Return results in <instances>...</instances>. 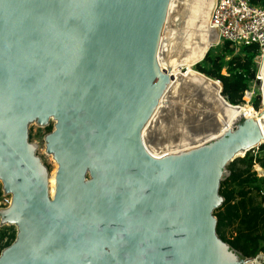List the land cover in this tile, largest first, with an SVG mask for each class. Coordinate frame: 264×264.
<instances>
[{
    "label": "water",
    "instance_id": "water-1",
    "mask_svg": "<svg viewBox=\"0 0 264 264\" xmlns=\"http://www.w3.org/2000/svg\"><path fill=\"white\" fill-rule=\"evenodd\" d=\"M217 0H0V264H260L225 242L228 166L262 121L200 71ZM237 115V116H236ZM233 126L228 127L232 117ZM58 164L56 193L31 143Z\"/></svg>",
    "mask_w": 264,
    "mask_h": 264
},
{
    "label": "trees",
    "instance_id": "trees-1",
    "mask_svg": "<svg viewBox=\"0 0 264 264\" xmlns=\"http://www.w3.org/2000/svg\"><path fill=\"white\" fill-rule=\"evenodd\" d=\"M250 1L259 3L264 0ZM225 44L224 53L212 58L208 53L204 61H208L209 65L197 64L200 66L198 71L220 80L225 98L232 104L241 105L249 88L248 81L256 77L255 59L260 48L255 43L244 45L240 53L226 60V54L234 49L230 47V43ZM257 97L254 105L259 108L261 98ZM253 110L258 112L254 107ZM254 150L228 166L231 174L222 182L220 189L225 202L215 211L219 236L246 257L264 255V195L261 193L264 178L259 177L254 169L256 163L264 166V158L259 153H254ZM15 239V228H12V231L3 230L0 234L1 244L6 240L2 244L3 248L11 245ZM260 264H264V260Z\"/></svg>",
    "mask_w": 264,
    "mask_h": 264
},
{
    "label": "built area",
    "instance_id": "built-area-1",
    "mask_svg": "<svg viewBox=\"0 0 264 264\" xmlns=\"http://www.w3.org/2000/svg\"><path fill=\"white\" fill-rule=\"evenodd\" d=\"M211 26L219 31V43L213 45L210 52L214 47L222 46L225 43L233 44L236 47L258 44L260 52L255 59L256 77L248 81L249 88L246 91L247 96L250 97L249 100L252 99L256 94L253 84L262 82L258 59L261 58L262 61L264 56V1L252 3L250 0H217L211 18ZM255 170L259 177L264 178V166L256 163ZM261 193L264 195V185Z\"/></svg>",
    "mask_w": 264,
    "mask_h": 264
},
{
    "label": "rangeland",
    "instance_id": "rangeland-1",
    "mask_svg": "<svg viewBox=\"0 0 264 264\" xmlns=\"http://www.w3.org/2000/svg\"><path fill=\"white\" fill-rule=\"evenodd\" d=\"M226 44H223L222 46H219L218 47H214L212 52H209L210 54V58L212 57H217V56H220L224 53V47H225ZM215 46V45H214ZM230 47L232 49H234L233 51L229 52L226 54L225 56V59L226 60H229L230 58H232L234 55H236L237 53H240L241 50H242V47H236L235 45L233 44H230ZM212 49V47H211ZM210 49V50H211ZM259 61V69H260V66H261V58L258 59ZM208 61H202L201 62V66H207L209 64H207ZM195 70H200V66H195L194 67ZM183 73H186L187 69H184L182 70ZM225 72V71H224ZM216 79V78H215ZM256 88V94L254 95V97L252 99L249 100V96H247L246 92L244 94V97H243V100H244V105L241 104V106H245L247 104L250 105L252 111L255 113V111L253 110V107L257 110V111H260L262 108H263V104H262V97H261V94H262V82H256V84H253ZM247 91V90H246ZM257 96H260L261 98V103H260V107L257 108L254 104L257 102ZM253 106V107H252ZM31 127H32V132H33V136L34 137H30V141L31 143H35V144H38V156L40 157L41 160H43V164L45 166H47L48 168V171H49V174L52 175V173L54 172H57L58 170V164L57 162L51 158L49 152H47L44 148H43V141H44V137L47 136V131H52V122H50V124L48 126H40L38 125L36 122L32 123L31 124ZM48 127H51V129L49 130ZM262 147V148H261ZM254 153L258 154L264 158V144L262 146H260V148H256L254 150ZM254 169H255V166H254ZM50 178V177H49ZM0 191H1V194H0V209L1 208H8L9 206L12 205V202H13V195L11 193H8L4 187V185L0 182ZM56 193V190L54 192V195ZM50 195L53 197L54 195H52V193L50 192ZM12 228H15L16 230V236H17V232H18V227L16 226V224H13L11 222H2V218L0 217V234L3 230H10L12 231ZM7 240V239H6ZM6 240H4L2 242L5 243ZM2 244H1V241H0V255L2 254L3 250L5 248H7L8 246L6 247H2ZM259 262L261 263L262 260H264V255L263 254H260L259 255Z\"/></svg>",
    "mask_w": 264,
    "mask_h": 264
},
{
    "label": "bare ground",
    "instance_id": "bare-ground-1",
    "mask_svg": "<svg viewBox=\"0 0 264 264\" xmlns=\"http://www.w3.org/2000/svg\"><path fill=\"white\" fill-rule=\"evenodd\" d=\"M186 68H187V71H186V73H184V75H186L188 73L190 74L193 71H198V70H195L191 64H187V67ZM182 73H183V71L180 68L176 69L173 72V74H172V77H173L172 79L177 80L179 78V75L182 74ZM219 84L221 85L222 83L219 82ZM246 109H247V114H252L251 117H255L256 116V117H258V120L260 122L262 121V117H260V111L263 110V108L260 111L254 113L252 111V109H251V107H250L249 104H247L245 106L242 105L241 106V113L240 114H242ZM234 118H235L234 116L231 118L230 122L228 123V126L225 127L223 129V131L226 130L229 126L230 127L233 126V123L232 122H233V120H235ZM262 125H263V128H264L263 122H262ZM49 182H50V192L52 193V195H54V192L56 190V184H57L56 183V172H54V173H52V175H50Z\"/></svg>",
    "mask_w": 264,
    "mask_h": 264
}]
</instances>
